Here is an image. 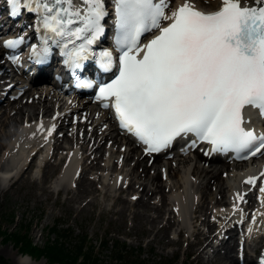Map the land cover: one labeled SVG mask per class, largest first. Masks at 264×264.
Masks as SVG:
<instances>
[{
  "label": "bare ground",
  "instance_id": "1",
  "mask_svg": "<svg viewBox=\"0 0 264 264\" xmlns=\"http://www.w3.org/2000/svg\"><path fill=\"white\" fill-rule=\"evenodd\" d=\"M189 2L205 11L215 10L221 4V0ZM244 2L252 4L253 0ZM182 3L184 0H173L168 11ZM79 6L83 8L81 3ZM2 45L0 70L8 61H3ZM0 75L3 78V74ZM1 109L0 192L4 191L1 187L9 178L12 186L27 179L40 191V195L33 193L36 200L43 201L55 191L51 187L62 185L59 191L62 189L66 195L65 203L71 212L101 205V215H118L122 220L131 216L134 221L131 230L147 224L152 240L162 246L187 241L190 250L212 264H240L237 254L240 243L244 264L255 263L246 258L248 249L264 260V192L260 191L264 188V176H261L264 158L231 167L221 159L195 151L180 156L175 153L173 159L167 157L163 163L158 155L149 164L152 156L119 133L112 123L107 122L106 127L95 107L85 104L82 108L68 103L52 89H27ZM57 111L63 115L57 120H42L46 125L42 132H38L35 125L29 126L41 114L46 117ZM69 113L72 115L68 119ZM74 114L80 118L77 129L71 131L67 124L73 122ZM82 117L86 120L82 121ZM24 121H27L26 127H23ZM40 153L42 179L39 181L32 179V172L38 168ZM59 153L62 156L58 164ZM59 165L61 171L50 186L48 181ZM18 174L21 176L16 178ZM252 176L257 177L256 182L247 183ZM237 194L243 200L238 199ZM100 196L104 200L102 204ZM152 197L159 200L152 201ZM108 200L113 203L107 204ZM176 226L180 238H168L170 230ZM192 226L195 228L192 240L183 239ZM131 230L129 235L135 233ZM13 257L15 264H34L24 257L17 259L15 254Z\"/></svg>",
  "mask_w": 264,
  "mask_h": 264
},
{
  "label": "snow or ice",
  "instance_id": "2",
  "mask_svg": "<svg viewBox=\"0 0 264 264\" xmlns=\"http://www.w3.org/2000/svg\"><path fill=\"white\" fill-rule=\"evenodd\" d=\"M10 3L13 14L18 13L21 0ZM81 4L83 8L74 0L23 4L40 14L43 29L69 38L64 47L73 45L68 64L75 68L89 58L107 15L103 0ZM116 12L122 52L118 75L99 86L98 98L111 101L121 127L147 152H159L192 134L216 152L264 154V133L249 128L246 119V109L264 117V0H221L211 12L196 9L189 0L170 11L167 0H117ZM153 29L158 34L141 45V36ZM78 40L83 43L76 46ZM100 61L110 68L112 53L103 51ZM256 180L252 176L247 183Z\"/></svg>",
  "mask_w": 264,
  "mask_h": 264
},
{
  "label": "rangeland",
  "instance_id": "3",
  "mask_svg": "<svg viewBox=\"0 0 264 264\" xmlns=\"http://www.w3.org/2000/svg\"><path fill=\"white\" fill-rule=\"evenodd\" d=\"M60 166L49 179L48 185L53 184ZM39 170L37 168L32 172V179H42V172ZM37 173L38 177H34ZM163 182L166 181L163 179ZM9 185L10 180L3 183L1 188L4 191L0 192V248L5 250L0 252L2 264H15L14 254L17 259L24 257L34 264H68L50 261L40 254L47 243L56 239L65 243L68 248L84 243L85 249L98 260V264H212L204 256L190 250L186 242L162 246L159 241L152 240L153 235L148 232L147 224L135 226L131 230L134 225L131 216L122 220L118 215H101V205L92 206L87 211L71 212L65 203L66 195L63 191L60 194L53 192L48 200L39 201L33 193L40 195V191L36 184L27 179L16 183L14 189V186ZM154 200H159V197H152V201ZM100 202L104 203L102 196ZM106 203L112 204L113 200ZM76 215L77 219L74 218ZM176 227L170 230L168 238L177 239ZM130 230L135 233L129 235ZM8 232L26 235L33 241L34 247L40 250L26 249L23 253L21 244L14 238H7ZM182 237H189L191 240L192 230ZM119 248H126L127 251H124L121 258ZM252 256L253 252H250L248 258H253Z\"/></svg>",
  "mask_w": 264,
  "mask_h": 264
},
{
  "label": "trees",
  "instance_id": "4",
  "mask_svg": "<svg viewBox=\"0 0 264 264\" xmlns=\"http://www.w3.org/2000/svg\"><path fill=\"white\" fill-rule=\"evenodd\" d=\"M54 232V231H52ZM8 239L14 238L23 249L37 250L34 247L33 241L27 238L26 235L20 234L19 232H8L6 233ZM73 247H66L65 243L56 239L54 242L47 243L46 246L41 249L40 254H45L53 262H63L68 264H98V260L93 258L91 253H88L85 249L84 243ZM121 255H123L125 249H120ZM121 258V257H119Z\"/></svg>",
  "mask_w": 264,
  "mask_h": 264
}]
</instances>
